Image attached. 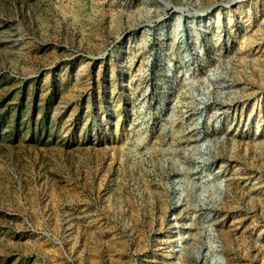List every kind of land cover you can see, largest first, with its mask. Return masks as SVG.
<instances>
[{
    "label": "rangeland",
    "instance_id": "374dc122",
    "mask_svg": "<svg viewBox=\"0 0 264 264\" xmlns=\"http://www.w3.org/2000/svg\"><path fill=\"white\" fill-rule=\"evenodd\" d=\"M0 264H264V0H0Z\"/></svg>",
    "mask_w": 264,
    "mask_h": 264
}]
</instances>
